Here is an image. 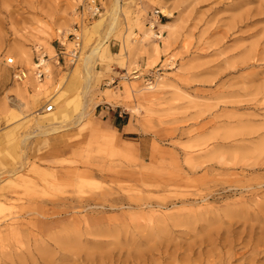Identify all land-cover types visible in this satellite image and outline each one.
<instances>
[{
  "label": "rangeland",
  "instance_id": "1",
  "mask_svg": "<svg viewBox=\"0 0 264 264\" xmlns=\"http://www.w3.org/2000/svg\"><path fill=\"white\" fill-rule=\"evenodd\" d=\"M158 1L0 0V264H264V0Z\"/></svg>",
  "mask_w": 264,
  "mask_h": 264
},
{
  "label": "built area",
  "instance_id": "2",
  "mask_svg": "<svg viewBox=\"0 0 264 264\" xmlns=\"http://www.w3.org/2000/svg\"><path fill=\"white\" fill-rule=\"evenodd\" d=\"M78 6L76 7V11L78 12L79 16L83 17L86 20H93L96 17H99L102 12V2L103 0H78ZM160 12L159 10H154L153 13L150 15L149 19L154 21L155 23L158 21ZM156 18V19H154ZM71 39V47L67 49L64 44L60 45L58 51L55 52V64L57 66L64 67L66 65L73 66L80 54L81 50V36L80 32L78 31V27L73 29V33L68 35ZM48 57L41 52V49L34 50V56L32 60V75L37 81L44 80L48 76L47 70V61ZM7 67H14V59L13 58H6L4 61ZM26 71L22 70L21 68L15 67V72L13 74V78L21 81L25 77ZM53 105H49L46 109H44L47 113L53 111Z\"/></svg>",
  "mask_w": 264,
  "mask_h": 264
},
{
  "label": "bare ground",
  "instance_id": "3",
  "mask_svg": "<svg viewBox=\"0 0 264 264\" xmlns=\"http://www.w3.org/2000/svg\"><path fill=\"white\" fill-rule=\"evenodd\" d=\"M158 4L160 5V7H165L166 5H167V3H166V1H164V0H160V1H158ZM117 8H119L120 9V4L118 3L117 4ZM165 12V11H164ZM167 14H169L170 15V13H167ZM101 22L102 21H97L96 22V24L95 25H93V26H91L92 27V29L93 30H95V32L99 29V26H100V24H101ZM157 24H158V22H156ZM143 26V25H142ZM159 26H161V27H163V28H167L168 27V24H166V23H159ZM101 28V27H100ZM90 29V28H89ZM154 29H155V25L153 24V23H151L150 24V26L149 27H146L145 29H144V27H143V30H144V35L145 36H147V37H149L150 36V33H151V31H152V33L154 32ZM99 31V30H98ZM94 32V33H95ZM151 36H153V34L151 35ZM97 49H102V47H100V46H98V48ZM102 51H105V49H102ZM106 52V51H105ZM107 53V52H106ZM9 58V57H8ZM25 78V77H24ZM19 103V102H18ZM55 104V103H54ZM49 105H46L45 106V109L48 107ZM44 112H46V111H44ZM66 114V113H65ZM64 114V112L63 113H59V112H53V113H50V114H46V115H41L40 117H38L37 118V123H38V126H39V128H41V129H44V128H47V127H54L55 125H56V123L57 122H59V121H62V120H64L65 119V117H66V115ZM61 123V122H60ZM56 127H57V125H56ZM55 128V127H54ZM53 128V129H54ZM49 130V129H48ZM47 130V131H48ZM251 137V136H250ZM253 166V165H252ZM258 216V215H257ZM255 218V217H254ZM253 218V219H254ZM257 220V219H256ZM262 219H260V221H261ZM262 222H264V220H262ZM192 224V223H191ZM253 227V226H252ZM260 229H261V227H260ZM250 231H251V229H250ZM260 231V230H259ZM252 232V231H251ZM250 234V233H249ZM254 234V233H253ZM258 234H260V238L259 239H262V240H264V228H262L261 229V231L258 233ZM257 241H259V240H257ZM260 242V241H259ZM259 242H257V244H259ZM181 246V245H180ZM188 247V246H187ZM187 250V249H186ZM251 250V249H250ZM130 251V250H129ZM181 251V250H180ZM259 251V250H258ZM257 251V247L256 248H253L252 250H251V254H256V255H260V253H262V252H264V251H262V252H258ZM258 253V254H257ZM140 253H138V254H136V255H139ZM143 254V253H142ZM253 257H254V255H252ZM139 257V256H138ZM137 257V258H138ZM141 257H142V255H141ZM145 257V256H144ZM231 257V256H230ZM233 257H234V254H233ZM136 258V257H135ZM140 259V258H139ZM231 260H232V258H231ZM250 264H251V262H250Z\"/></svg>",
  "mask_w": 264,
  "mask_h": 264
}]
</instances>
